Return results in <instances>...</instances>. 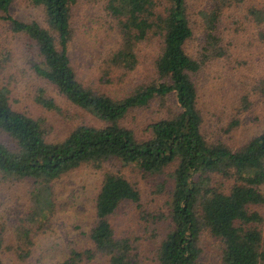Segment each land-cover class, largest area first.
<instances>
[{
    "label": "trees",
    "instance_id": "trees-1",
    "mask_svg": "<svg viewBox=\"0 0 264 264\" xmlns=\"http://www.w3.org/2000/svg\"><path fill=\"white\" fill-rule=\"evenodd\" d=\"M244 1L213 0L204 12L200 46L191 56L185 49L194 36L187 0H106L103 8L116 27V47L105 57L107 69L100 80L107 77L105 83L113 82L118 71H134L136 48L150 35L159 46L155 80L118 101L80 83L71 65L77 0H29L41 10L43 25L19 21L11 13L15 0H0V23L32 41L36 49L35 75L100 123L77 125L63 139L47 142L41 128L44 121L12 109L9 90L0 86V132L15 144L9 150L0 142V176L33 184L32 205L12 227L11 241L12 236L15 240L10 250L18 260L29 257L34 228L39 231L49 221L53 182L88 165L102 171L89 234L94 250H72L61 264H81L98 256L108 264H138L134 241L139 238H116L110 223L124 202L140 210L139 218L148 227L153 225L151 234L158 244L155 264H199L203 231L221 243L219 264H264V217L258 211L264 207V131L235 150L222 142H208L194 82L204 66L226 55L223 11ZM257 12L249 11L255 20ZM155 100L162 108L159 116L138 134L123 125L129 113ZM169 100L173 103L167 107ZM34 101L46 110H57L42 88ZM111 162L136 165L150 176L162 175L163 183L157 187L160 193L165 187L161 184L169 186L165 208L144 212L137 188L120 170L105 169ZM5 249L9 246L0 231V264Z\"/></svg>",
    "mask_w": 264,
    "mask_h": 264
},
{
    "label": "rangeland",
    "instance_id": "rangeland-1",
    "mask_svg": "<svg viewBox=\"0 0 264 264\" xmlns=\"http://www.w3.org/2000/svg\"><path fill=\"white\" fill-rule=\"evenodd\" d=\"M194 36L186 52L194 55L202 39L204 12L211 9L213 0H187ZM106 0H77L74 6V36L69 44V57L77 78L84 86L103 93L114 100H123L135 89L155 80L154 64L159 54L158 41L152 35L136 48L138 65L134 71L120 72L113 82L99 77L106 71L105 57L116 47V27L104 11ZM255 8L256 20L249 13ZM11 13L19 21H36L43 25V14L33 8L29 0H15ZM264 0H245L240 6L223 11V25L227 29L226 55L204 66L195 76L198 107L203 116V131L208 142H222L235 150L253 136L264 131ZM38 64L32 41L12 33L0 23V86L10 92V106L34 119H42V131L47 142L63 139L77 125L99 126L91 114L77 109L45 80L37 77L32 69ZM120 72V73H119ZM42 88L53 99L57 110H46L37 105L34 96ZM172 100L165 103L171 106ZM160 103L151 102L146 108L129 113L123 125L138 134L149 122L159 116ZM162 109V108H161ZM142 127V128H141ZM140 135V134H139ZM0 142L14 150V142L0 132ZM110 171L120 170L122 175L138 190L144 212L157 211L166 206L167 186L158 193L163 183L162 175L150 176L136 165L111 162L105 165ZM102 180V171L82 165L52 184L53 204L49 221L39 231L34 228L30 255L21 262L10 250L14 245L12 227L23 217L32 204L30 181L3 180L0 176V231L5 249L1 255L4 264H61L72 250H94L89 234L94 223V200ZM264 192V188L262 189ZM264 217V207L258 209ZM140 210L129 202L119 205L110 218L116 238L127 235L139 238L138 264H155L157 242L149 227L140 220ZM149 224V223H148ZM147 226V227H146ZM152 229H151V228ZM161 232L163 227L157 228ZM152 235V237H151ZM201 257L199 264H219L221 243L208 232L200 236ZM81 264H108L98 256Z\"/></svg>",
    "mask_w": 264,
    "mask_h": 264
}]
</instances>
